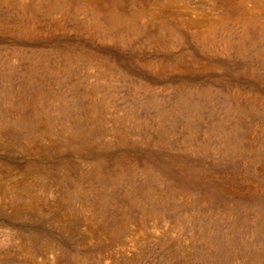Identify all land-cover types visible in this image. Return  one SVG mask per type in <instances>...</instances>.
<instances>
[{"label": "rangeland", "instance_id": "1", "mask_svg": "<svg viewBox=\"0 0 264 264\" xmlns=\"http://www.w3.org/2000/svg\"><path fill=\"white\" fill-rule=\"evenodd\" d=\"M0 264H264V0H0Z\"/></svg>", "mask_w": 264, "mask_h": 264}, {"label": "bare ground", "instance_id": "2", "mask_svg": "<svg viewBox=\"0 0 264 264\" xmlns=\"http://www.w3.org/2000/svg\"><path fill=\"white\" fill-rule=\"evenodd\" d=\"M160 9V8H159ZM163 9V8H162ZM165 11H167V10H165ZM158 12V11H157ZM159 13V12H158ZM163 13H164V11H163ZM154 14H155V12H154ZM167 14V13H166ZM157 15V14H156ZM155 15V16H156ZM162 15H164V14H162ZM176 15V14H175ZM226 15V14H225ZM160 16V15H159ZM153 17V16H152ZM154 18V17H153ZM185 22V24H187V25H194V22H192V21H190V20H185L184 21ZM183 23V22H182ZM186 25V26H187ZM190 27V26H189ZM192 27V26H191Z\"/></svg>", "mask_w": 264, "mask_h": 264}]
</instances>
